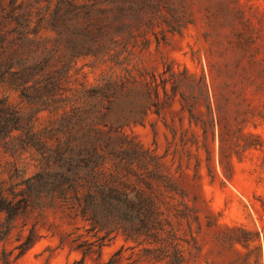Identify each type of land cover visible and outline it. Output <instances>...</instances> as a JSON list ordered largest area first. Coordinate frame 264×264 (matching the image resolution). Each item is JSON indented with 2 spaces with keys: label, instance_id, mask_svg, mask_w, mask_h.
I'll list each match as a JSON object with an SVG mask.
<instances>
[{
  "label": "trees",
  "instance_id": "obj_1",
  "mask_svg": "<svg viewBox=\"0 0 264 264\" xmlns=\"http://www.w3.org/2000/svg\"><path fill=\"white\" fill-rule=\"evenodd\" d=\"M139 4L144 7L134 8ZM164 8L159 0H0V152L10 156L15 171L7 179L0 171L6 237L33 202L56 199L87 226L92 240L77 246L84 256L122 239L107 264H184L163 209L166 196L150 187L149 180L162 186V177L147 172L151 154L124 132L144 127L153 107L161 115L159 89L166 103L167 82L173 93L184 82L172 73L159 83L132 67L136 50L149 47L148 34L159 42L186 26L181 9ZM81 58L125 75L73 88L71 70ZM201 86L210 91L207 77ZM42 116L47 124L39 127ZM4 264H10L7 257Z\"/></svg>",
  "mask_w": 264,
  "mask_h": 264
},
{
  "label": "rangeland",
  "instance_id": "obj_2",
  "mask_svg": "<svg viewBox=\"0 0 264 264\" xmlns=\"http://www.w3.org/2000/svg\"><path fill=\"white\" fill-rule=\"evenodd\" d=\"M159 2L164 9H181L187 24L159 42L148 34L149 47L136 50L132 67L159 83L172 73L184 82L175 93L167 82L166 103L159 89L161 115L153 107L144 127L124 132L151 154L147 172L160 175L167 187L168 193L149 180L156 194L166 196L163 209L184 264H264V0ZM113 74L125 75L108 63L81 58L71 70L70 86H96ZM203 76L209 92L201 86ZM10 97L19 105L17 95ZM36 124L46 125L47 117ZM13 164L0 152L3 178L15 173ZM5 220L0 214V226ZM0 231V264L5 257L10 264H107L124 245L118 239L101 254L84 256L77 246L92 240L87 226L56 199L33 202L7 237ZM31 231L30 246H23Z\"/></svg>",
  "mask_w": 264,
  "mask_h": 264
}]
</instances>
